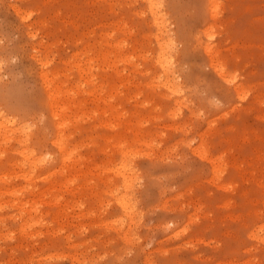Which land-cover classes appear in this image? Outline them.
Instances as JSON below:
<instances>
[{
  "label": "rangeland",
  "instance_id": "374dc122",
  "mask_svg": "<svg viewBox=\"0 0 264 264\" xmlns=\"http://www.w3.org/2000/svg\"><path fill=\"white\" fill-rule=\"evenodd\" d=\"M0 264H264V0H0Z\"/></svg>",
  "mask_w": 264,
  "mask_h": 264
}]
</instances>
